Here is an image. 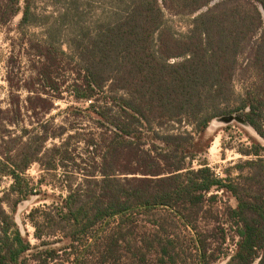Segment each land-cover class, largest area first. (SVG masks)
Segmentation results:
<instances>
[{
    "label": "trees",
    "instance_id": "trees-1",
    "mask_svg": "<svg viewBox=\"0 0 264 264\" xmlns=\"http://www.w3.org/2000/svg\"><path fill=\"white\" fill-rule=\"evenodd\" d=\"M38 1L0 0V33H12L20 18L15 30L36 77L25 87L38 95L28 97L31 109L36 101L46 119L65 94L84 104L69 110L95 125L85 141L93 156L83 169L72 144L81 139L69 133L78 129L49 122L18 150L11 145L0 154V187L12 180L0 197V264H53L62 254L71 264H215L228 229L218 218L211 231L200 224L215 219L217 193L237 202L225 214L239 238L227 264H264V0H104L93 23L80 12L81 0H49L60 9V28L69 29L68 51L52 36L27 39ZM17 105L6 111L13 117L2 123L4 140L8 125H19ZM232 115L262 142L252 138L241 151L248 160L238 165L239 178L224 179L206 158L214 141L208 131ZM46 160L48 172L76 167L66 195L26 178ZM33 196L52 201L28 216L38 245L16 219Z\"/></svg>",
    "mask_w": 264,
    "mask_h": 264
},
{
    "label": "rangeland",
    "instance_id": "rangeland-1",
    "mask_svg": "<svg viewBox=\"0 0 264 264\" xmlns=\"http://www.w3.org/2000/svg\"><path fill=\"white\" fill-rule=\"evenodd\" d=\"M80 12L83 14L84 18L93 23L102 16L105 10L104 0H81ZM36 13L38 16L36 26L31 27L28 30L27 39L37 36L42 39H47L49 37H55V39L61 42L62 46L66 51L68 48L65 45V39L69 33V29L60 28L59 24V13L60 9L54 5L49 0H39L36 6ZM20 18L14 21L12 33L2 31L0 33V154L5 153L8 146L13 145L15 150L21 147L22 143H26L31 137H35L41 132L42 124L49 122V126L52 129H57L58 127H63L66 130H72V127H76L78 130L69 131L70 135H79L81 142L76 144L77 139L73 140L72 144L75 145L74 149L75 155L78 158V163L82 165L83 169H86L90 165V158L93 156V148L87 149L86 140L90 139L92 131L96 132L95 125L93 122L86 117L84 114L70 111L71 107L74 108H84V104L76 103L69 94H65L64 101H58L55 105L54 110L50 115L43 119L41 115H38V105L36 101L33 102L31 109V104L29 105L27 99L31 95L33 98H38L37 94H30L25 87H34V82L36 77L33 73L30 58L27 52L24 51L22 47V35L18 34L15 29L19 25ZM168 26L173 27L178 33H186L187 28L184 25L175 23L171 20L168 22ZM244 84L241 81H237V90L242 91ZM18 107L21 109V117L19 118V125L16 127H10L8 125L7 129L9 133H6L5 140L2 139L1 127L2 123L7 124L8 119L13 117V114H8L6 111L11 109L13 103H18ZM15 109V107H12ZM234 120L226 122L223 120L214 121L208 131V136L213 137L214 141L212 143L209 153L206 155L210 167L215 171V173L221 178L227 179L232 177V179H238L240 172L238 170V165L243 164L248 158L241 154L243 148H247L252 145V138L258 139L262 142L259 135L251 128L248 123L241 122L237 118L239 116L233 115ZM237 117V118H236ZM29 131L26 135L25 131ZM74 131V132H73ZM99 134L101 131L98 132ZM100 136V135H99ZM21 138V139H19ZM100 139V137H99ZM12 140H19L13 142ZM99 141V140H98ZM8 142L9 144H5ZM61 141L59 139L52 140L48 143L47 148H52L55 144H59ZM101 142L99 143L98 150L100 153ZM96 152V150H94ZM13 153H16L14 151ZM92 153V155H91ZM98 161L99 156H97ZM47 160L42 165L41 163L33 164L30 169L26 172V178L31 180L32 184L37 185L38 189L41 191H46L50 194L61 195L66 191L62 190L66 184V180L71 183L69 178L76 168L73 163H68L67 169H60L57 172L45 170ZM45 165V166H44ZM72 177V176H71ZM75 183L76 178L79 182L83 179L82 176L73 177ZM44 181V184L40 182ZM12 185V180L10 178H4L0 187V197L3 196L4 192L8 191ZM219 194L218 204L214 207L213 218H208L203 220L200 224V230L202 232L211 231L216 223V218L222 225H225L227 233L229 234V241L227 244L222 246V252L224 253L223 258L215 264H227L230 260V256L236 251V244L239 238L235 234V229L230 230V227L225 216L228 207L236 208L237 202L233 198H228ZM51 200L43 201L42 198L33 196L30 200L22 202L16 214V219L21 227L22 231L29 233V238L33 245H38L40 242L35 238V229L31 224L28 216L30 212L38 207H44L45 205H50ZM5 208L10 212L11 208L5 205ZM210 217V216H209ZM190 232L195 234L190 228ZM218 247V246H216ZM74 256L72 257V260ZM191 263V262H190ZM53 264H71L70 256L68 254H62L61 258Z\"/></svg>",
    "mask_w": 264,
    "mask_h": 264
},
{
    "label": "water",
    "instance_id": "water-1",
    "mask_svg": "<svg viewBox=\"0 0 264 264\" xmlns=\"http://www.w3.org/2000/svg\"><path fill=\"white\" fill-rule=\"evenodd\" d=\"M237 118V117H236ZM223 120V121H226V122H230L231 120H234L235 117L232 116H224V117H221V118H218L216 120ZM238 120H240L241 122H244V123H247L242 117L239 116V118H237ZM215 120V121H216Z\"/></svg>",
    "mask_w": 264,
    "mask_h": 264
}]
</instances>
